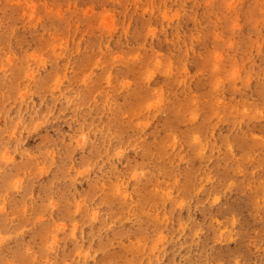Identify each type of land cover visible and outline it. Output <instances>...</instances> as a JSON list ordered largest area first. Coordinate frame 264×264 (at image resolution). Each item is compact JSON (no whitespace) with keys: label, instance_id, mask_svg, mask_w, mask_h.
I'll return each mask as SVG.
<instances>
[{"label":"rangeland","instance_id":"obj_1","mask_svg":"<svg viewBox=\"0 0 264 264\" xmlns=\"http://www.w3.org/2000/svg\"><path fill=\"white\" fill-rule=\"evenodd\" d=\"M0 264H264V0H0Z\"/></svg>","mask_w":264,"mask_h":264},{"label":"bare ground","instance_id":"obj_2","mask_svg":"<svg viewBox=\"0 0 264 264\" xmlns=\"http://www.w3.org/2000/svg\"><path fill=\"white\" fill-rule=\"evenodd\" d=\"M113 195V194H112Z\"/></svg>","mask_w":264,"mask_h":264}]
</instances>
